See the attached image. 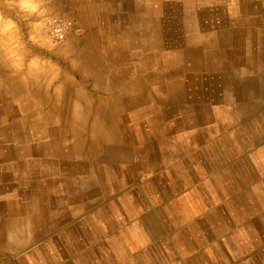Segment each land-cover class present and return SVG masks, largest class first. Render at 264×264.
<instances>
[{"label":"rangeland","instance_id":"374dc122","mask_svg":"<svg viewBox=\"0 0 264 264\" xmlns=\"http://www.w3.org/2000/svg\"><path fill=\"white\" fill-rule=\"evenodd\" d=\"M23 5L0 0V264H174L179 244L199 264H264V187L243 176L264 164V0ZM49 15L76 31L52 41ZM32 68L40 104L15 96ZM112 71L117 91L97 82ZM63 82L82 103L118 97L124 143L97 154L92 121L46 120Z\"/></svg>","mask_w":264,"mask_h":264},{"label":"crops","instance_id":"0c3cea01","mask_svg":"<svg viewBox=\"0 0 264 264\" xmlns=\"http://www.w3.org/2000/svg\"><path fill=\"white\" fill-rule=\"evenodd\" d=\"M245 19L243 18V21ZM260 37V36H259ZM261 41V40H259ZM259 53H264V46H261ZM254 69V73L255 75H257L260 79L261 82L264 83V56H260L259 61H257V64L253 66ZM104 77V81L103 84H101V87H105L108 90H117L118 89V77H117V71H112L111 73H109L107 75V72H103L101 73ZM122 85V84H121ZM129 88H131L132 90V85L129 86ZM109 94L105 93L103 95V97L99 98V100L97 102L92 100V97L87 95L84 99L85 103H82V101L78 100V99H73L70 98L72 103H69V99L64 102V106H67V108L72 109V105L76 104L77 108L79 109V111L81 112V114L78 117H75L72 114H68L69 117H72L73 120H78V121H92L93 123L97 124L99 127V130L101 131L98 136H94V142L92 146L94 153H99V154H108V152L106 153V151L109 149L111 145H118V144H122L124 143V141H119V135H117V133H115V131H117L115 126H112L113 124H111V122H115L119 119V117H122L123 112H124V104L123 102H121V100H118V97L112 98V99H108L106 96H108ZM72 104V105H71ZM100 105V107H99ZM68 110V113L70 112ZM95 134V133H94ZM108 136V137H107ZM92 137V135H91ZM113 148V147H112ZM114 149V148H113ZM264 166V164H258V163H250V171L249 175L244 174V178H256V180H259L261 183V187H264V174L263 173H259V169H264L262 168ZM253 169V170H252ZM255 180V181H256ZM9 237L7 239L4 238V241H8ZM201 246H199L200 248ZM9 248V247H8ZM198 248V247H196ZM6 248H4L3 250H5ZM10 249V248H9ZM175 249L178 251L177 254L179 255L178 257L174 258L172 261L174 264H199V261L196 258H187V257H182V253L181 250L185 249L183 244H179L175 246ZM160 250V249H159ZM165 245H163L161 247L160 251H165ZM180 250V251H179ZM15 264V263H13ZM67 264H81V263H75L74 260H68Z\"/></svg>","mask_w":264,"mask_h":264},{"label":"bare ground","instance_id":"6f19581e","mask_svg":"<svg viewBox=\"0 0 264 264\" xmlns=\"http://www.w3.org/2000/svg\"><path fill=\"white\" fill-rule=\"evenodd\" d=\"M50 16V15H49ZM132 53V52H131ZM137 53V52H136ZM124 54V53H123ZM118 56V55H117ZM139 57V56H138ZM141 57V56H140ZM76 58V59H75ZM75 58H73V62L72 63V66L74 67H80L82 70H83V73L86 75H89L88 73H91L93 72L95 69H94V66L97 67V63L98 60L96 59L97 57L95 55L93 56H87L86 53H83V54H78ZM108 59V58H107ZM76 60H78L79 62H81V60L83 61V64L79 65V63L77 64ZM137 60V59H136ZM150 58H144L142 60V66L144 67H148L151 63H150ZM133 63V62H132ZM138 64V63H137ZM131 66V65H130ZM137 66V65H136ZM132 67V66H131ZM133 68V67H132ZM139 69H137L138 71ZM176 70V69H175ZM143 72V71H141ZM157 72V71H156ZM39 71L38 69H34L32 68L31 71H30V77H32L33 79V86L28 90V86L26 88V84L24 82H19L17 84V87L15 90V96L20 99V100H25V99H32V101L34 103H39L40 102H43V101H47V95L45 93H43L41 91V86H42V81H41V76H39ZM54 72H51V74H53ZM138 73V72H137ZM140 73V72H139ZM134 76V75H133ZM140 76V75H139ZM138 76V77H139ZM171 76V75H170ZM103 77V76H102ZM147 78V77H146ZM145 79V78H144ZM164 79V78H163ZM151 80V78H150ZM155 80V78H154ZM119 81V79L117 80ZM97 82H102L101 78L100 80H97ZM104 82V81H103ZM178 84V83H177ZM125 85V84H124ZM127 86V85H126ZM138 86V85H137ZM153 86V84H152ZM164 86V85H163ZM170 86V85H169ZM183 86V85H182ZM69 87H70V84L68 83H61L58 88H57V91H56V101H55V104H54V112H48V115H46V120H49V121H52V120H55L53 118H56L60 121H63L67 127L68 130L70 131H73L75 134H79L80 132L78 130L81 129V127H79L82 123V121H78V120H73L72 117H69L68 114H72L74 115L75 117H78L81 112L79 111V109L77 108V105L74 104L72 105V101H71V97L70 95L68 94V90H69ZM123 87V86H122ZM164 88V87H163ZM24 89L28 90L26 91L27 94H24ZM181 89V88H180ZM117 91V90H115ZM211 91V90H210ZM166 92V91H165ZM115 93V92H114ZM131 94V93H130ZM134 94V93H133ZM160 94V93H159ZM165 94V93H164ZM167 94V93H166ZM140 95V94H139ZM138 95V96H139ZM211 95V94H210ZM177 96V94H176ZM28 97V98H27ZM127 97V96H126ZM134 98V96H133ZM136 98V97H135ZM139 98V97H138ZM69 99V103H72V109L69 110V108L65 107L64 106V102H66L67 100ZM145 99V98H144ZM130 100V99H129ZM137 100V99H136ZM183 100V99H182ZM31 102V104L33 103ZM125 102V101H124ZM128 102V101H127ZM132 102V101H131ZM139 102V101H138ZM151 102V101H150ZM134 103V102H133ZM132 103V104H133ZM133 106V105H132ZM100 107V105H99ZM125 107V106H124ZM148 107V106H147ZM69 110L70 112L68 113ZM131 110V109H130ZM127 111V110H126ZM130 112V111H129ZM160 112V111H159ZM159 114V113H157ZM126 115V114H125ZM132 116V115H131ZM130 118V117H129ZM148 118V117H147ZM146 120V119H145ZM131 121V120H130ZM136 122V121H135ZM122 123V122H121ZM124 123V122H123ZM65 128V127H64ZM63 128V129H64ZM123 128V127H122ZM99 131V127L97 124L94 123L93 125V128H92V134H94L95 132ZM108 137V136H107ZM77 145L76 144H73L72 147H76Z\"/></svg>","mask_w":264,"mask_h":264},{"label":"built area","instance_id":"2783aa9c","mask_svg":"<svg viewBox=\"0 0 264 264\" xmlns=\"http://www.w3.org/2000/svg\"><path fill=\"white\" fill-rule=\"evenodd\" d=\"M45 24L49 38L54 42H63L70 33L76 31L73 19L62 15L46 16Z\"/></svg>","mask_w":264,"mask_h":264},{"label":"clouds","instance_id":"9594fccd","mask_svg":"<svg viewBox=\"0 0 264 264\" xmlns=\"http://www.w3.org/2000/svg\"><path fill=\"white\" fill-rule=\"evenodd\" d=\"M21 4H22V6H24V5H23V0H21Z\"/></svg>","mask_w":264,"mask_h":264}]
</instances>
